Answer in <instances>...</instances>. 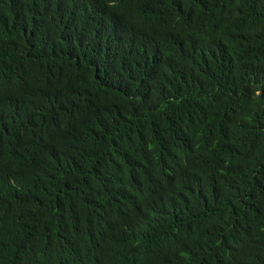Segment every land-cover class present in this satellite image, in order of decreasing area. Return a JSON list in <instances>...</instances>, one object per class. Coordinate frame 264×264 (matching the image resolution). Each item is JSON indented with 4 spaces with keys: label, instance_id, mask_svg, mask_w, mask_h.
Here are the masks:
<instances>
[{
    "label": "trees",
    "instance_id": "1",
    "mask_svg": "<svg viewBox=\"0 0 264 264\" xmlns=\"http://www.w3.org/2000/svg\"><path fill=\"white\" fill-rule=\"evenodd\" d=\"M0 264H264V0H0Z\"/></svg>",
    "mask_w": 264,
    "mask_h": 264
}]
</instances>
